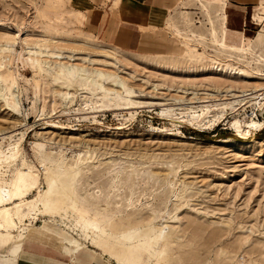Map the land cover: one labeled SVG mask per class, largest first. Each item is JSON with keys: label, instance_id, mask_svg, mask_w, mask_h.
I'll return each instance as SVG.
<instances>
[{"label": "rangeland", "instance_id": "1", "mask_svg": "<svg viewBox=\"0 0 264 264\" xmlns=\"http://www.w3.org/2000/svg\"><path fill=\"white\" fill-rule=\"evenodd\" d=\"M186 1L157 8L168 52L150 37L137 50L112 45L107 28L126 13L122 0H0V134L11 136L0 144L23 138L0 164V186L19 179L22 203L10 206L19 226L54 221L108 264L123 258L121 246L133 256L145 247L143 264H264V128L239 133L251 115L264 120V0L245 6L249 55L218 53L227 4L211 14ZM31 51L49 64L42 71L26 61ZM59 63L75 74L57 76ZM96 72L115 92L78 88L76 75ZM199 106L207 113L197 123L180 112ZM216 111L222 117L203 126ZM25 228L7 229L3 250L24 241ZM44 241L41 262L70 263L64 246Z\"/></svg>", "mask_w": 264, "mask_h": 264}, {"label": "bare ground", "instance_id": "2", "mask_svg": "<svg viewBox=\"0 0 264 264\" xmlns=\"http://www.w3.org/2000/svg\"><path fill=\"white\" fill-rule=\"evenodd\" d=\"M226 8H227V5H225L223 11L225 10V12H226ZM227 17H228V15H225L223 17L222 35L219 38V40H217L218 53H220V52L224 53L227 51H238L242 55H249L252 51L251 39L246 38L244 40L242 46L237 47L236 42L234 41L235 39L233 38V37H236L235 36L236 33L233 31L231 33L232 34L231 36H233V37H231V39H229V37H228L229 26L227 25V21H228ZM213 36H215L214 32H213ZM29 54H30V56L26 61H28V63H30L34 72L42 71L43 68H45V66L49 65L47 62L40 61L38 59V58H40V56H38V54L36 52L31 51V52H29ZM0 69H1V67H0ZM55 72H56L57 76H60L63 78L64 77L66 78V76L71 77L75 74L74 69L72 68L71 65H69V64H61L60 65V63L58 64L57 70ZM85 74L76 75L78 82L81 79L84 80V84H82V85H79V83L77 82L78 88L80 90L90 91L92 89L93 91H101L102 93L115 92L112 89H106L105 86L102 85L101 82L104 79H106L105 78L106 75L103 74L102 72H96L94 76H88V74L87 75H85ZM67 78H69V77H67ZM111 83L114 86L117 85L115 87L124 88L123 84L118 83L117 81H111ZM3 87H4V83L0 78V88L2 89ZM9 93H10V91H9ZM0 97L2 98L3 96L0 95ZM34 98L36 99V95H34ZM9 99H10V97H9ZM14 99H15V95L13 93H11V100H14ZM1 100H3V98ZM5 101H7V99H5ZM205 108H206V106H204V107L199 106L197 108H191L190 107V108H185L184 110H181L180 112L184 113L183 117L188 119V121L197 123L198 121H200V118L203 114L206 115L207 111L205 110ZM222 114H223L222 111L221 112L216 111L215 115L212 118L208 117V116L205 117L204 121H203V126L208 127V126L215 124L222 117ZM237 124H240V123H237ZM263 128H264V120L263 121L256 120V119H254L253 115H251L248 118V120L243 122V125L239 127V129H240L239 133L244 138L252 137L257 131H260ZM0 139L2 140V143H3L6 140H11V136L6 135V133H3V134H0ZM22 139L23 138H20L17 141L11 142V144H8L6 149H4L3 145L0 144V164L8 163L12 159V157L18 153V151L21 147V144H22ZM236 143H238V142H236ZM238 144L240 146H247L249 143L239 142ZM18 184H19V179L15 178L10 183L3 185V186H0V246H2V242L4 241V239H3L4 237H11V235L6 231L7 229L10 232L15 233L16 230H18L21 226H25L26 228L23 230H26L27 232L25 233L23 239H25V240L27 239L26 242L33 241V239L35 238V237L33 238V236L37 235L36 234L37 232L34 233V231L38 230L39 231L38 233L45 234V235L49 236L53 242L60 243L64 247H66L70 251L69 261L72 258H76L78 255H81V254L84 255L86 253L87 248L81 242L74 239V237L63 234V232L59 228H57V226L54 225V221L44 223L43 227L40 229H36V228L33 229L32 226L27 225V224H23V225L19 226L18 223H16L15 218H14L13 208H11L10 206L12 204L17 203V202H19L18 204L22 203L20 201V198L18 197L19 195L22 194L21 189L17 187ZM58 195L61 197V200L58 203L61 204L64 202V199L66 198L65 196H67V195L63 194V192L59 193ZM59 209H60V207H54L51 211L47 210L46 211L47 213L45 212V214H43V215H53L52 213L57 212L56 210H59ZM24 214H25V211L20 212V215H23V217L25 216ZM26 214H29V213H26ZM25 221L27 222V220H25ZM94 221L96 222L97 220L95 219ZM49 225L55 226V227H51ZM165 228L166 227H164L163 229H165ZM163 229L161 231H159V235H158L159 240L163 239V236H162ZM2 230L6 231V232L3 233ZM33 233H34V235L31 236ZM38 236H40V235H38ZM38 236H36V237H38ZM37 239H39V238H36L34 241L37 242L38 241ZM120 248L124 250L123 258L121 260L116 259L117 264H127L128 263L127 259L129 257L133 258L134 261L138 264H143L145 258H151V255H149V254L146 257V255H145L146 248L145 247L138 249L140 252V255H137V256H133L131 247L121 246ZM158 261L160 262V259H158Z\"/></svg>", "mask_w": 264, "mask_h": 264}, {"label": "crops", "instance_id": "3", "mask_svg": "<svg viewBox=\"0 0 264 264\" xmlns=\"http://www.w3.org/2000/svg\"><path fill=\"white\" fill-rule=\"evenodd\" d=\"M124 1L122 0L123 7L125 9L127 8L126 13L122 14L120 18L117 17L118 20L120 19L119 21L114 19L113 21H111V24L110 23L108 24L107 31L109 30L110 33L109 40L111 41L112 45L122 50H128V51L137 50L140 49L141 46H143V42L145 40L144 38L150 37L153 43H156L157 45H160V43L164 42L165 49L169 52L170 49L172 48V40L167 39L165 33L163 32L164 29H169V28L160 27V26H164L166 20V17L163 16L164 11L161 9L158 10L159 8H162L160 7L162 0H124ZM186 2H190V3L198 2L200 7L203 9V11L204 8L209 9L211 14L214 11V9H219V10L221 9L220 2H222V4L224 3L227 4L226 12L224 10L223 13L224 16L228 15L227 25L229 26V29L231 27L237 29L238 27H242V31L244 32V35L235 32L236 37H233L231 36L232 32L229 30L228 37L229 39H231V37L235 39L234 41L236 42L237 47L242 46L244 40L247 38L245 36V26L247 19L246 18L247 9L245 6L248 4V2H251L250 0H211V1L188 0ZM256 3L257 5H259L260 0H256ZM125 4H127V7ZM259 10H260L259 7H256L252 15V19L256 22H258L260 18L258 15V13L260 12ZM205 15L208 19L207 13H205ZM177 19L178 17L174 18L171 16L170 19L171 23L176 22ZM184 19L185 21L190 20L187 19L185 15H184ZM140 28L148 30L146 36ZM156 53L159 52L156 51ZM36 234L37 235L33 236V238L35 237L33 241L27 243H26L27 239L26 240L24 239V241L18 239L19 241L16 242L14 246L12 245L13 247L11 246L10 249H8L7 251L3 250V244L6 243V241H3L2 246H0V264H47L41 262L44 260L45 262H47V259L41 258L44 256H40L39 253L36 252L35 246L48 244L44 240H46L47 238L49 240V236L40 233H36ZM36 238H39L37 239L38 240L37 242L34 241ZM53 245L63 246L62 244L55 242H53ZM64 248L67 249L66 247ZM68 252L70 253L69 250ZM103 261L104 260L101 258V256L95 254L94 252H90L89 250H86V253L84 255L81 254L78 255L76 258H72L69 261L70 263L68 264H108L107 262L105 261L103 262ZM60 263L62 264V262L57 261L54 264H60Z\"/></svg>", "mask_w": 264, "mask_h": 264}]
</instances>
